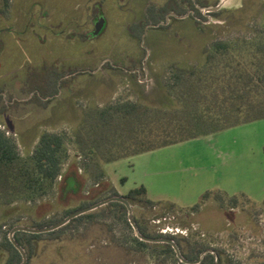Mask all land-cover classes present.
<instances>
[{
  "label": "rangeland",
  "instance_id": "rangeland-1",
  "mask_svg": "<svg viewBox=\"0 0 264 264\" xmlns=\"http://www.w3.org/2000/svg\"><path fill=\"white\" fill-rule=\"evenodd\" d=\"M168 1L9 0L6 13H0V128L17 139L22 153L31 150L41 132L69 128L59 119L71 120L88 104L146 96L172 67L197 64L216 40L252 38L264 22V0H198L205 5L200 10L206 21L196 23L199 19L190 14L180 17L167 11L162 26L154 25L159 12L147 9L166 7ZM217 5L218 16L207 15ZM96 15L99 21L92 22ZM101 23V33H89L93 38L88 39L92 25L96 29ZM71 27L77 28L75 39L68 34ZM136 78L138 86L132 82ZM12 101L16 103L9 106ZM73 156L69 146V161ZM69 168L65 165L64 172ZM76 172L80 179L81 171ZM105 173L121 196L142 185L148 200L162 203L132 206V218L149 232L166 231L190 246L216 249L225 264H262L264 119L107 164ZM60 181L53 196L0 221L6 224L4 230L15 218L30 225L48 221L45 216L53 213V220L63 207L78 206L90 197L88 182L80 193L62 197ZM205 192L242 194L251 203L240 198L231 208L211 197L200 204ZM197 204L199 209L192 211ZM107 223L113 224V233L106 223L94 222L43 237L26 264H158L149 249L138 252L115 244L112 235L127 232L118 222ZM6 258L2 253L0 262Z\"/></svg>",
  "mask_w": 264,
  "mask_h": 264
},
{
  "label": "trees",
  "instance_id": "trees-1",
  "mask_svg": "<svg viewBox=\"0 0 264 264\" xmlns=\"http://www.w3.org/2000/svg\"><path fill=\"white\" fill-rule=\"evenodd\" d=\"M8 8L9 0H4L0 13L5 14ZM202 8L205 5L198 0H169L166 7H149L146 12H159L154 25L164 21L167 11H173L177 16L192 11L190 16L197 17L199 21L196 23H200L206 21L200 10ZM218 14V11L211 12L209 16L216 17ZM82 39L86 40L85 37ZM132 82L137 85V78ZM138 93L144 95L141 90ZM263 119L264 22L256 28L252 38L227 42L216 40L210 48L203 50L197 64L172 67L165 78L156 79L151 93L146 96L135 99L118 97L102 105L88 104L80 110L75 124L70 128L41 132L30 151L22 153L17 139L0 128V221L13 212L24 210L31 204L37 205L53 196L60 187V179L64 184L60 191L74 194L88 182L92 187L88 199L53 220L27 227L40 229L53 225L77 210L121 196L107 180L105 165ZM69 146L74 150L70 161ZM65 165L70 167L66 172ZM72 168L74 172H71ZM77 170L81 171V180L76 174ZM86 193L89 194V191ZM121 197L131 206L160 207L162 204L148 200L142 185ZM211 197L220 206L227 204L231 208L237 206L240 198L251 203L242 194L227 197L205 192L200 204ZM200 204L191 210H198ZM260 207L264 208V201ZM169 208L174 209V205L169 204ZM109 220L118 222L127 232L128 236L112 235V241L118 246L138 252L149 249L151 257L158 264H183L169 244H151L137 239L128 222L126 207L119 202H110L76 217L55 231L43 234L16 232L13 238L25 251L28 261L36 242L43 237H57L94 222L106 223L108 231L113 233V224L107 223ZM134 222L142 236L172 239L188 261H195L201 253L211 250L214 253L204 254L198 264H216V257L218 264H225L221 252L216 249L202 244L190 246L183 238L151 233L136 219ZM19 225L20 219L15 218L8 225L9 229L4 230L6 224L0 222V255L7 254L0 264H20L22 261L8 239L9 231ZM183 241L187 244L186 253L182 252ZM262 243L264 246V238Z\"/></svg>",
  "mask_w": 264,
  "mask_h": 264
},
{
  "label": "water",
  "instance_id": "water-1",
  "mask_svg": "<svg viewBox=\"0 0 264 264\" xmlns=\"http://www.w3.org/2000/svg\"><path fill=\"white\" fill-rule=\"evenodd\" d=\"M219 9H220V5H217V6H214L213 8L207 9V11L208 12H215V11H218ZM101 27L102 26L100 25L95 29V31L93 32L94 36H96L100 32ZM110 202H119L126 207L128 222H129L131 228L133 229L134 236L137 239H139L142 242L151 243V244H169L172 247L177 259L183 264H198L201 261L204 254L214 253L211 250H207V251L201 253V255L199 256V258L197 260L188 261L185 258H183V256L180 253L179 247L177 246V244L172 239H169V238H149V237L142 236L137 229V225L135 224L134 219L132 218V206L123 197L115 196V197H110V198H107L105 200H102V201L95 203L91 206L77 210V211L69 214L68 216H66L65 218L60 220L59 222H57L53 225L44 227V228L37 229V228H29V227H25V226H16V227L12 228L8 234V239L11 242V244L15 247V249L19 252V254L21 256L22 261L20 264H26L27 263V257H26L25 251L15 242V240L13 238V235L16 232H25V233H30V234H43V233L52 232V231H55V230L63 227L68 222H70L72 219L79 217L81 215L93 212V211L97 210L98 208H101V207L107 205ZM218 263H219V259L216 257V264H218Z\"/></svg>",
  "mask_w": 264,
  "mask_h": 264
},
{
  "label": "crops",
  "instance_id": "crops-1",
  "mask_svg": "<svg viewBox=\"0 0 264 264\" xmlns=\"http://www.w3.org/2000/svg\"><path fill=\"white\" fill-rule=\"evenodd\" d=\"M42 17L44 18V17H46V16H44V15H42ZM44 28V27H43ZM56 29V28H55ZM57 34V33H56ZM79 113H80V111H78V112H76V113H74V114H72L73 115V117L71 118V120L69 119V120H62V119H59V120H61L62 122H64V124L66 125V126H69V128L72 126V125H74L75 124V117L77 116V115H79ZM106 166V165H105ZM105 166H104V170H105ZM108 180V179H107ZM112 185V184H111ZM112 187L115 189V191L118 193V191L116 190V188L112 185ZM81 192V191H80ZM80 192H78V193H80ZM69 192H65V191H62L61 190V195H62V197H65L66 196V194H68ZM71 193V192H70ZM74 194V193H73ZM119 194V193H118ZM120 195V194H119ZM79 205V204H78ZM77 206V205H76ZM76 206H66V207H63L62 208V210H60V212H59V214L61 215L63 212H65L66 210H68V209H71V208H74V207H76ZM28 209V208H27ZM51 214H53V213H51ZM50 214V215H51ZM50 215H47V216H45V220H49V218H51L50 217ZM33 223H35V222H32V224ZM31 225V224H30ZM19 226H25V227H27V226H29V225H19ZM1 256V255H0Z\"/></svg>",
  "mask_w": 264,
  "mask_h": 264
},
{
  "label": "flooded vegetation",
  "instance_id": "flooded-vegetation-1",
  "mask_svg": "<svg viewBox=\"0 0 264 264\" xmlns=\"http://www.w3.org/2000/svg\"><path fill=\"white\" fill-rule=\"evenodd\" d=\"M172 13V12H171ZM208 14L207 15H209V13H211V12H207ZM187 14H190V15H192L193 13H192V11H188L185 15H183V16H186ZM175 15V14H174ZM177 16V15H176ZM183 16H180V17H183ZM96 18V19H95ZM95 18H94V20L92 21V22H98L99 20H98V15H96L95 16ZM163 22V21H162ZM102 27H101V30L104 28L103 26V23H101L100 24ZM160 25H161V23H160ZM159 25V26H160ZM162 26V25H161ZM92 27H93V30L92 31H89L87 34H86V36L88 37V39H91V37L92 36H94L93 35V32L95 31V27H94V25H92ZM76 30H77V28H73V27H71L70 28V32H68V34H71V35H73L74 34V39H75V37H76V35H78L77 34V32H76ZM101 30H100V32L95 36V37H97L100 33H101ZM89 33L90 34H92V36H90L89 35ZM93 38V37H92ZM0 41H1V39H0ZM1 43V42H0ZM10 87H13V86H10ZM10 87H8V88H10ZM14 88V87H13ZM2 90H5V92L7 93V91L8 90H6V87L4 86V88L2 89ZM1 97H2V93L0 92V101H1ZM50 96H45L43 99H47V98H49ZM14 103H16V101L14 102V101H12V102H10L9 103V106H11V105H13Z\"/></svg>",
  "mask_w": 264,
  "mask_h": 264
},
{
  "label": "built area",
  "instance_id": "built-area-1",
  "mask_svg": "<svg viewBox=\"0 0 264 264\" xmlns=\"http://www.w3.org/2000/svg\"><path fill=\"white\" fill-rule=\"evenodd\" d=\"M161 233L165 234V233H166V231H162Z\"/></svg>",
  "mask_w": 264,
  "mask_h": 264
}]
</instances>
